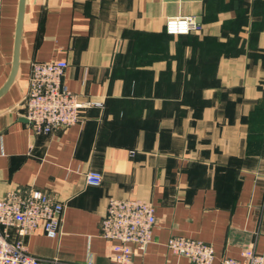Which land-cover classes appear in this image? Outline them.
<instances>
[{
    "label": "crops",
    "instance_id": "obj_1",
    "mask_svg": "<svg viewBox=\"0 0 264 264\" xmlns=\"http://www.w3.org/2000/svg\"><path fill=\"white\" fill-rule=\"evenodd\" d=\"M17 5L1 1L0 88ZM174 16L198 28L167 34ZM52 58L66 61L72 92L100 104L35 133L19 103L30 62ZM29 187L64 205L56 237H23L40 264H113L99 232L110 197L153 205L151 241L131 245V264H191L171 236L212 245L210 264L264 254V0H24L17 70L0 94V196Z\"/></svg>",
    "mask_w": 264,
    "mask_h": 264
},
{
    "label": "built area",
    "instance_id": "obj_2",
    "mask_svg": "<svg viewBox=\"0 0 264 264\" xmlns=\"http://www.w3.org/2000/svg\"><path fill=\"white\" fill-rule=\"evenodd\" d=\"M0 0V14H1ZM193 16L168 17L164 22L167 34H186L197 29ZM67 63L60 59L30 62L27 87L19 107L27 125L35 133L48 134L63 130L81 120V113L99 102L80 99L63 81ZM84 183L98 185L101 174L87 170ZM64 205L43 190L29 187L13 189L0 196V264H40V259L29 254L23 237L41 228L47 237L59 234ZM155 225L153 205L140 198L107 200L99 222L101 237L112 241L113 264H131V245L143 252L151 241ZM13 229L16 236L12 237ZM167 248L174 254L187 257L191 264H210L213 247L209 243L183 236H171ZM222 264H264V254L251 248L242 251L240 259L226 257Z\"/></svg>",
    "mask_w": 264,
    "mask_h": 264
},
{
    "label": "water",
    "instance_id": "obj_3",
    "mask_svg": "<svg viewBox=\"0 0 264 264\" xmlns=\"http://www.w3.org/2000/svg\"><path fill=\"white\" fill-rule=\"evenodd\" d=\"M23 6H24V0H18L15 30H14V39H13L11 70H10L7 80L5 81L3 86L0 88V94H2L12 83L16 70H17L19 41H20L21 24H22V17H23Z\"/></svg>",
    "mask_w": 264,
    "mask_h": 264
},
{
    "label": "trees",
    "instance_id": "obj_4",
    "mask_svg": "<svg viewBox=\"0 0 264 264\" xmlns=\"http://www.w3.org/2000/svg\"><path fill=\"white\" fill-rule=\"evenodd\" d=\"M187 34V33H186ZM179 35H183V34H179Z\"/></svg>",
    "mask_w": 264,
    "mask_h": 264
}]
</instances>
